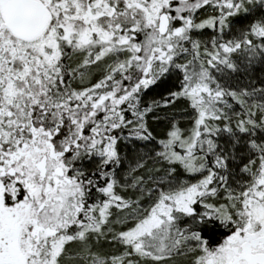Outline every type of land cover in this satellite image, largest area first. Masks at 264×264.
<instances>
[{
	"label": "snow or ice",
	"instance_id": "1",
	"mask_svg": "<svg viewBox=\"0 0 264 264\" xmlns=\"http://www.w3.org/2000/svg\"><path fill=\"white\" fill-rule=\"evenodd\" d=\"M0 264H264V0H0Z\"/></svg>",
	"mask_w": 264,
	"mask_h": 264
}]
</instances>
